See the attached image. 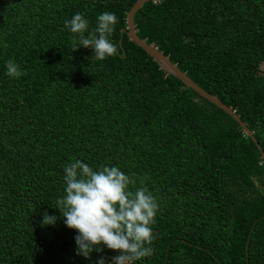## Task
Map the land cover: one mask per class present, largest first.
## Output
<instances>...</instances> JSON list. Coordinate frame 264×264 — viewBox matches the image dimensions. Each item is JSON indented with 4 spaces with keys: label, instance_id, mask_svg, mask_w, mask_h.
<instances>
[{
    "label": "trees",
    "instance_id": "trees-1",
    "mask_svg": "<svg viewBox=\"0 0 264 264\" xmlns=\"http://www.w3.org/2000/svg\"><path fill=\"white\" fill-rule=\"evenodd\" d=\"M134 1L0 0V264H110L118 255L102 245L88 259L76 254L77 232L56 209L75 160L116 166L135 180L130 190L156 198L154 251L132 264H264L259 151L231 116L120 32ZM106 11L117 17V54L73 50L81 36L65 21L82 14L87 38ZM133 23L264 152V0H148ZM8 60L26 74L6 75ZM45 212L54 225H41Z\"/></svg>",
    "mask_w": 264,
    "mask_h": 264
},
{
    "label": "clouds",
    "instance_id": "clouds-1",
    "mask_svg": "<svg viewBox=\"0 0 264 264\" xmlns=\"http://www.w3.org/2000/svg\"><path fill=\"white\" fill-rule=\"evenodd\" d=\"M117 17L104 12L97 18V26L88 33L89 22L82 14H75L65 21L72 33L80 34L79 45L93 49L97 60H104L117 54V46L109 38L114 31ZM98 34V35H97ZM6 75L18 78L25 75L14 61L6 62ZM264 166V162L262 165ZM65 195L57 200L64 223L77 232L75 236L76 254L88 259L93 251L100 252L101 245L117 252L110 264H132L141 258L151 256L153 229L158 210L156 198L146 187L130 190L135 180L116 166H103L93 170L80 160L64 168ZM143 184V181L141 182ZM56 216L43 214L41 225H54ZM96 264H108L104 257Z\"/></svg>",
    "mask_w": 264,
    "mask_h": 264
},
{
    "label": "water",
    "instance_id": "water-1",
    "mask_svg": "<svg viewBox=\"0 0 264 264\" xmlns=\"http://www.w3.org/2000/svg\"><path fill=\"white\" fill-rule=\"evenodd\" d=\"M146 1L148 0L134 1V3L131 5L129 10L125 14V26L120 29V32H124L129 41L141 48L152 59V61L156 63L160 70H162L166 74L177 78L179 81L182 82L184 86L189 87L190 89L195 91L199 96L203 97L204 99L215 105L217 108L221 109L229 116H231L238 123L244 135H246L253 141L259 151L261 162H264V152L260 148L257 141L253 138L251 130L245 125L244 122L240 120L237 114L230 107L220 102V100L217 99L214 95H211L202 90L185 74V72L179 70L176 64L171 62L166 55L159 51L155 46L146 43L144 40L140 39L136 35V29L133 23V15ZM118 41H120V39Z\"/></svg>",
    "mask_w": 264,
    "mask_h": 264
}]
</instances>
